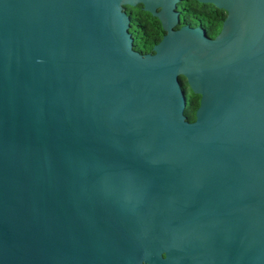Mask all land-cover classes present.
<instances>
[{
    "label": "water",
    "instance_id": "95a60500",
    "mask_svg": "<svg viewBox=\"0 0 264 264\" xmlns=\"http://www.w3.org/2000/svg\"><path fill=\"white\" fill-rule=\"evenodd\" d=\"M180 1L0 0V264H264V0Z\"/></svg>",
    "mask_w": 264,
    "mask_h": 264
},
{
    "label": "trees",
    "instance_id": "16d2710c",
    "mask_svg": "<svg viewBox=\"0 0 264 264\" xmlns=\"http://www.w3.org/2000/svg\"><path fill=\"white\" fill-rule=\"evenodd\" d=\"M125 11L130 18L129 33L133 38V50L141 55L152 53V48L164 36L160 22L144 12L141 6L126 7ZM177 11L179 13L178 28L182 26L199 27L209 38H214L219 33L226 17L224 11L195 0H181L177 5ZM179 83L186 100L184 116L187 121L193 122L200 97L192 94L184 78H180Z\"/></svg>",
    "mask_w": 264,
    "mask_h": 264
}]
</instances>
